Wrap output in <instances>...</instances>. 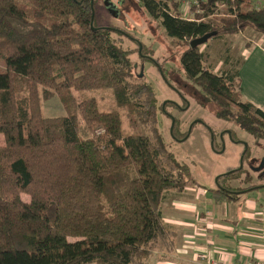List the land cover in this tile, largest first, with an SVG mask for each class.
Masks as SVG:
<instances>
[{"label": "trees", "instance_id": "obj_1", "mask_svg": "<svg viewBox=\"0 0 264 264\" xmlns=\"http://www.w3.org/2000/svg\"><path fill=\"white\" fill-rule=\"evenodd\" d=\"M80 1L0 0V264H147L172 235L162 218L164 194L189 184L188 169L159 132L154 87L135 77L115 31L96 27L91 1ZM136 1L186 46L184 72L216 103L218 116L264 139V112L243 98L240 67L214 73L202 47L190 46L211 32L264 36V3L209 0L197 19L227 5L211 25L185 20L174 0ZM107 89L118 108L102 110L96 98L71 94ZM54 94L65 116L44 115ZM122 110L132 122L134 113L141 117L155 139L126 131ZM78 115L88 138L80 136ZM172 134L179 140L174 128ZM242 171L220 176L218 191L234 198L264 189L220 185Z\"/></svg>", "mask_w": 264, "mask_h": 264}, {"label": "rangeland", "instance_id": "obj_2", "mask_svg": "<svg viewBox=\"0 0 264 264\" xmlns=\"http://www.w3.org/2000/svg\"><path fill=\"white\" fill-rule=\"evenodd\" d=\"M106 1L108 0L93 2L95 25L97 28L115 31L112 37L118 46L130 52L135 63V77L139 76L138 79L143 83H151L154 87L159 132L169 150L189 171L190 176L185 179L189 183L187 192L180 194V191L169 190L164 194L163 203H169L174 196L190 200L193 187L218 189V177L239 167H243L241 173L220 179V185L237 191L264 186V168H260L264 167V139L244 131L235 122L219 119L220 110L216 103L207 99L201 88L184 72L181 56L186 46L169 38L160 23L151 18L136 0H109L118 9V16L111 14L105 6ZM254 2L256 6H260L264 0ZM221 17L223 16L207 18L205 22L215 25ZM252 42L264 44V36L248 29L239 34L211 38L200 47L205 54V64L214 73H221L229 68L237 71L243 60L242 48ZM71 94L77 101L96 98L102 110L118 108L115 93L111 89L73 90ZM161 107L165 112L161 111ZM184 108L187 109L183 110ZM43 113L50 118L65 116L61 96L54 94L51 99L44 101ZM127 113V110H122L126 131L149 135L155 139L148 125L140 122L141 117L134 113L130 116L132 122ZM78 122L80 136L90 137L81 115H78ZM173 127L181 140H176L172 135ZM223 129H226L225 141L221 138ZM228 133L238 143H234ZM185 134L187 136L184 138ZM244 154L245 159L242 158ZM254 159L258 161L253 162ZM252 166L256 168L253 169ZM249 194L257 195L253 191H249ZM23 199L26 202L30 200L26 194Z\"/></svg>", "mask_w": 264, "mask_h": 264}, {"label": "crops", "instance_id": "obj_3", "mask_svg": "<svg viewBox=\"0 0 264 264\" xmlns=\"http://www.w3.org/2000/svg\"><path fill=\"white\" fill-rule=\"evenodd\" d=\"M242 49V96L264 112V44L252 42ZM252 191L257 195L231 198L198 186L190 200L174 196L162 203L172 235L167 246L155 247L147 264H264V189Z\"/></svg>", "mask_w": 264, "mask_h": 264}, {"label": "built area", "instance_id": "obj_4", "mask_svg": "<svg viewBox=\"0 0 264 264\" xmlns=\"http://www.w3.org/2000/svg\"><path fill=\"white\" fill-rule=\"evenodd\" d=\"M178 3L179 11L185 20L205 21L207 18L216 16H225L226 4H217L214 13L209 14L203 19H197V15L204 13L203 6L209 3V0H174ZM221 12V13H220ZM211 264H226L225 262H212Z\"/></svg>", "mask_w": 264, "mask_h": 264}, {"label": "water", "instance_id": "obj_5", "mask_svg": "<svg viewBox=\"0 0 264 264\" xmlns=\"http://www.w3.org/2000/svg\"><path fill=\"white\" fill-rule=\"evenodd\" d=\"M77 1V0H75ZM85 0H82L80 1L79 3L81 2H84ZM91 3H92V7H93V2L94 0H90ZM105 6L108 8V10L111 12L112 15L114 16H118V9L116 8L115 4L111 3L109 0L105 2ZM94 10H93V18H94ZM93 27V26H92ZM217 32H211V33H208L206 35H204L203 37H200V38H197L195 40H193L191 43H190V46L192 49H196L204 44H206L211 38L217 36ZM201 122V121H199ZM173 123H174V120H173ZM219 178V177H218ZM217 182H218V179H217Z\"/></svg>", "mask_w": 264, "mask_h": 264}, {"label": "flooded vegetation", "instance_id": "obj_6", "mask_svg": "<svg viewBox=\"0 0 264 264\" xmlns=\"http://www.w3.org/2000/svg\"><path fill=\"white\" fill-rule=\"evenodd\" d=\"M186 109H187V108H184L183 110H186ZM219 119H221V120H223V121L226 122V120H224V119H222V118H219ZM174 124H175V121H174V123H173V126H174ZM173 128H174V127H173ZM173 128H172L171 133H173ZM221 132H222V134H221V138H222L223 141H225V138H226V129H223ZM228 134H229L230 138L232 139V141H233L234 143H238L237 141H235L234 136H232L231 133H228ZM172 135H173V134H172ZM179 140H181V139H179ZM245 149L247 150V151H245V153H247V152H248V148H247V146L245 147ZM245 156H246V154H244L242 158L245 159ZM256 161H258V160L254 159L253 162H256ZM242 168H243V167H242ZM251 168L255 169L256 166H252ZM260 168H264V167L261 166ZM218 179H219V178H218ZM257 187H258V186H257Z\"/></svg>", "mask_w": 264, "mask_h": 264}]
</instances>
